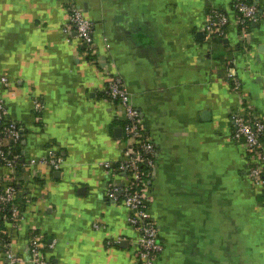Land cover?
Listing matches in <instances>:
<instances>
[{
	"label": "crops",
	"instance_id": "0c3cea01",
	"mask_svg": "<svg viewBox=\"0 0 264 264\" xmlns=\"http://www.w3.org/2000/svg\"><path fill=\"white\" fill-rule=\"evenodd\" d=\"M75 1L94 24L97 58L66 36V0H0V80L9 82L0 98L22 127L21 155L26 163L51 150L65 158L59 172L0 167V181L14 174L27 204L21 228L8 233L13 251L28 259L38 231L56 241L52 264H135L128 212L104 198V164L124 149V122L104 96L113 65L157 149L159 264H264L261 190L230 122L241 101L264 121V0H252L260 17L248 28L249 51L233 23L224 39L204 31L210 8L234 18L233 0ZM232 61L242 96L229 82Z\"/></svg>",
	"mask_w": 264,
	"mask_h": 264
},
{
	"label": "built area",
	"instance_id": "2783aa9c",
	"mask_svg": "<svg viewBox=\"0 0 264 264\" xmlns=\"http://www.w3.org/2000/svg\"><path fill=\"white\" fill-rule=\"evenodd\" d=\"M66 2L69 11L64 29L66 36L81 43L85 57L97 58L99 46L95 40L93 22L75 0ZM232 8L234 18L223 9L210 8L204 27L206 37L210 40L224 39L228 36V27L233 23L238 28L241 48L249 51L251 34L248 28L258 23L259 10L247 0H233ZM233 66L232 61L228 68L229 82L233 91L242 96V83ZM110 68L113 70V65ZM111 69L107 67L106 70L108 83L104 95L117 107V120L124 122V149L122 159L118 163L104 164V198L114 206L124 207L128 212V222L137 233V239L132 241L135 264H159L163 247L160 242L159 224L152 211L155 200L151 186L156 169L157 149L155 144L145 137L142 114L133 103V95L120 74ZM0 84L8 86V79L2 78ZM35 107L40 112L43 105L37 101ZM230 122L234 128L233 139L245 144L249 165L247 177L256 189L263 190L264 121L252 112L250 103L241 101V107L231 114ZM22 136L18 126L9 120L4 100L0 98V167L14 173L22 164L25 169L47 167L56 172L62 169L65 158L56 155L52 150L48 151L46 156L33 159L29 163L25 162L21 154L13 153L22 141ZM18 195L15 175L4 177L0 181V221L3 218L10 222L14 231L21 228V223L26 218L27 207L18 201ZM5 211L10 213V217L3 214ZM10 236H3L5 240L0 244L1 256L7 264H52L47 254L55 248L56 241H46L42 234L33 231L28 242L29 257L24 259L13 251Z\"/></svg>",
	"mask_w": 264,
	"mask_h": 264
},
{
	"label": "trees",
	"instance_id": "16d2710c",
	"mask_svg": "<svg viewBox=\"0 0 264 264\" xmlns=\"http://www.w3.org/2000/svg\"><path fill=\"white\" fill-rule=\"evenodd\" d=\"M247 1H249L251 4H253V1L252 0H247ZM209 12V11H208ZM92 59V58H91ZM105 96V95H104ZM39 124H40V126L42 125L41 124V122H39ZM18 126V128H19V130L21 131V133H22V135L24 134L23 133V130H22V127L21 126H19V125H17ZM263 142H264V140H263ZM22 147H23V145H22V141L20 142V144L15 148V150H14V152L13 153H17V154H22ZM20 168V167H19ZM37 182H38V180H37ZM22 203H23V205L25 206V207H27V204L26 203H24L23 201H22ZM258 203H259V205L260 206H262L263 207V209H264V189L263 190H261V192H260V195L258 196ZM3 214L4 215H6V217H10V213L8 212V211H5V213L3 212ZM2 214V215H3ZM10 222H7V221H5V220H3V218H2V220L0 221V233L1 232H3L2 233V236H0V244L2 245V243L4 242V238H3V236H8L10 233V228H11V226H10V224H9ZM38 232V231H37ZM9 233V234H8ZM48 255V257L52 260V256H51V254H47Z\"/></svg>",
	"mask_w": 264,
	"mask_h": 264
},
{
	"label": "water",
	"instance_id": "95a60500",
	"mask_svg": "<svg viewBox=\"0 0 264 264\" xmlns=\"http://www.w3.org/2000/svg\"><path fill=\"white\" fill-rule=\"evenodd\" d=\"M199 37H203V35L200 33V34H199ZM224 42L226 43V41H224Z\"/></svg>",
	"mask_w": 264,
	"mask_h": 264
}]
</instances>
